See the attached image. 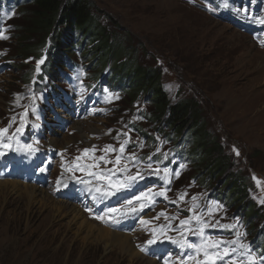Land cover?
Here are the masks:
<instances>
[{"label": "rangeland", "instance_id": "rangeland-1", "mask_svg": "<svg viewBox=\"0 0 264 264\" xmlns=\"http://www.w3.org/2000/svg\"><path fill=\"white\" fill-rule=\"evenodd\" d=\"M90 1L100 11L99 21L122 40L125 49L135 50L139 64L160 68L161 85L171 104L182 98L199 101L205 127L230 155L233 165L227 172L236 175L243 185L244 197L240 199L238 186L226 187L231 177L214 172L211 162L217 155H212L208 163L200 162L190 133L179 139L162 127L163 122L161 125L153 120L152 106L143 95L125 101L130 89L113 62L100 64L96 60L87 65L91 58L87 60L84 50L75 44L67 52L71 60L65 66L54 65L56 73L50 76L44 72L49 37L37 50L22 53V44L36 45L39 38L23 32L29 24L28 8L33 4L22 9L18 0H0V129H7L0 135V145H11L10 150L0 147L5 153L0 156V181L14 179L46 191L51 188L55 198L76 205L96 223L103 222L95 216L106 208H119L148 188L166 191L167 198L156 196L142 212L117 216L113 224L125 225L126 229H112L129 235L133 244V232L137 231L134 222L146 218L147 223L139 221L146 233L137 235L135 249L159 264H165V258L168 264H178L176 257L181 251L166 236L178 238L176 226L192 215L188 209L193 207L191 197L196 196L197 205L211 206V223L229 225L238 221L236 230L246 233L240 242L250 244L258 257L264 255V130L255 135L253 129L259 126L258 121L264 122V24L259 23L264 19V0ZM37 61H42L39 71ZM74 124L88 125L86 139L77 138ZM17 128L22 131L13 135ZM67 130L74 136L61 142V148L49 143L52 137H64ZM27 144L38 150L29 155L24 150ZM121 145L125 146L123 153ZM84 149L92 151L85 153ZM131 154L139 158L138 163L128 161ZM117 155H121V165L129 163L127 173L116 174L118 179L138 170L145 179L110 199L93 200L95 193L89 189L97 181L88 173L111 169V163L99 158L115 161ZM44 161H50V167L46 168ZM157 161L161 170L170 169V183L164 182L162 171L159 176L151 174L148 163L155 168ZM41 168L45 170L41 172ZM64 176L71 184L61 181ZM58 179L60 185L56 186ZM183 193L187 195L178 199ZM14 197L8 195L1 206L0 194V264H103L106 252L91 245L77 261L84 249L60 244L56 230L40 213L16 207L12 204ZM213 202L222 208L216 211ZM139 206L135 202L132 205ZM252 206L259 211L253 213ZM203 215L207 218V212ZM169 217H174L170 221L173 229L161 233L159 226L167 225ZM68 218L61 217L59 222L65 223ZM191 226L196 228L194 223ZM205 232L214 239L236 238L233 232L221 228H206ZM154 233L158 242L148 245ZM185 236L190 242H199L197 236Z\"/></svg>", "mask_w": 264, "mask_h": 264}, {"label": "trees", "instance_id": "trees-1", "mask_svg": "<svg viewBox=\"0 0 264 264\" xmlns=\"http://www.w3.org/2000/svg\"><path fill=\"white\" fill-rule=\"evenodd\" d=\"M18 2L22 9L33 4L28 8L29 24L23 32L39 38L34 47H25L22 44L20 47L22 53L37 50L44 38L49 37L51 45L45 52V62L48 61L46 73L50 76L56 73L55 69L60 67L59 65L65 66V62H61L62 59L71 60L67 52L75 44V47L84 50L83 55L86 59L91 58L87 59L88 64L96 60L100 64L101 61L113 62L114 67L125 77L126 88L130 89L125 101L143 95L152 106L153 120L160 121L161 125L163 122L162 127L170 129L169 133L174 132L179 139L184 133H190L195 139L193 149L197 151L196 155L200 162L208 163L212 155H217L211 162L215 167L214 172L221 176L226 173L231 177L226 187L238 186L240 199L244 197L243 185L235 178L236 175L227 172V168L230 169L233 165L230 155L223 152L222 145L205 127L202 105L199 101L194 98H182L171 104L161 85L160 68L139 64L134 55L135 50L129 52L125 49L122 40L116 38L107 25L99 21L100 11L90 0H18ZM107 18L108 26L112 27L111 18L108 16ZM76 39L79 40L75 41ZM247 181L246 179V183ZM252 207L253 213L259 211ZM263 229L264 223L262 231Z\"/></svg>", "mask_w": 264, "mask_h": 264}, {"label": "snow or ice", "instance_id": "snow-or-ice-1", "mask_svg": "<svg viewBox=\"0 0 264 264\" xmlns=\"http://www.w3.org/2000/svg\"><path fill=\"white\" fill-rule=\"evenodd\" d=\"M259 23L264 24V19L259 20ZM42 61H37V71H39V65ZM105 92H108V89H105ZM83 99V97H81ZM7 129H0V135H3ZM22 131V128H17L16 135ZM38 143V142H37ZM3 149H11L10 144L0 145ZM110 148L111 146H106ZM125 146L121 145L120 152L123 153ZM24 150L29 154L35 153L38 149L34 147L32 144H27L24 146ZM113 151L115 149H112ZM89 149H84V152L87 153ZM239 153L237 152V155ZM5 155L3 151H0V156ZM79 159V158H77ZM105 163H111V169H105L101 172L90 171L88 175L94 177L97 181L93 188H90V192H94L93 200H107L113 196H116L118 193L122 191H126L130 189L133 184L138 180L145 179V176L141 174L138 170L134 175H124L122 179L117 178V173H127L129 168V163L126 162L121 165V155H117L115 161H107L105 157L101 156L99 158ZM165 159H167V154H165ZM151 160V158H150ZM128 161L132 163H138L139 158L135 154H131L128 157ZM160 161L156 162V167L153 168L151 162L148 163V168L151 170V174H155L157 176L161 175V171L165 177V183L168 184L171 181L167 179L170 169L164 167L162 170L160 168ZM184 165H180V168H183ZM45 169L41 168L40 171L43 172ZM77 170L83 171V168H78ZM180 175V171L177 169L175 171V176L178 177ZM78 182L88 184V181L81 180L76 178ZM60 183L58 179V184ZM187 193L181 194L178 199H183ZM156 196H165L166 191L153 192L152 188H148L145 191L140 192L138 195L133 196L132 199L126 200L125 204L121 207H108L99 215H96L95 218L101 220L105 223H115L117 216H125L129 214H136L142 212L143 209L154 202ZM193 201V207L189 208L188 211L192 213V215L188 219H183L179 221V225L176 226V231L178 232V238H174L172 236H166V239L176 245L180 251L181 255L176 257L178 264H264V255L257 256L255 250H253L250 244H245L240 242V238L246 233H241L237 231V224H229V225H221L219 221L215 223H211V217L213 216V210L209 204L197 205V197H191ZM138 203L139 207H132L133 203ZM173 203H175L173 201ZM216 203V211H219L222 208V205ZM199 208V211L197 210ZM91 212V209H88ZM204 212H207V218L203 215ZM161 215H165L161 213ZM169 223L167 225L159 226V231L164 233L165 230H172L173 225L171 224V219L174 217H169ZM142 224L147 223V221L141 220ZM196 225V228H193L192 224ZM221 228L224 230H228L229 232H233L235 234V239L233 240H222V239H214L212 236L208 235L205 232L206 228ZM198 229V231H197ZM182 230V231H181ZM185 233L194 235L198 237V243L190 242L186 239ZM158 241L154 238L152 240L147 241L148 245L157 243ZM163 242V241H159ZM141 250H145L144 247H141ZM191 250V251H186ZM172 254L169 253V256ZM165 264H168V259L165 258Z\"/></svg>", "mask_w": 264, "mask_h": 264}, {"label": "bare ground", "instance_id": "bare-ground-1", "mask_svg": "<svg viewBox=\"0 0 264 264\" xmlns=\"http://www.w3.org/2000/svg\"><path fill=\"white\" fill-rule=\"evenodd\" d=\"M259 52L262 53L263 51ZM259 75H262V73ZM253 101H251V103H253ZM71 107L75 109V106L71 105ZM85 122L88 121H84L83 123ZM258 125V127L253 128L255 135H260V131L264 130V122L258 121ZM73 127L78 130V139L81 140L88 137L86 132L87 130H90L88 125L78 126L74 124ZM70 130L73 131L72 128H70ZM68 131L69 130L64 133V137L61 136L63 138L62 140H60L61 137L59 140L52 137L50 138L49 143H52V145L56 148L57 146L60 147L59 144L61 142L67 141L68 137L71 139L74 136L72 135L74 131L73 133ZM91 151L92 149H89L88 153ZM43 164L46 168H48L50 167L51 162L44 161ZM56 169L57 166L54 167L53 172H55ZM64 180H67L68 184H71L67 176H64L61 179V181ZM55 184L56 186L60 185V183L58 184V180H56ZM50 189L51 188H48L47 192L46 190L40 189L36 185L22 183L21 181L14 179L1 180V206H4L7 202L8 195L15 194L16 197L12 200V204L14 203L16 207L24 209L27 213L31 211H38L42 218L49 223L50 227H53L54 230H56L60 244H63L64 246L67 244L68 246L71 245L72 249H75L77 246H80L81 250L84 249V251L80 252L77 261L80 260L81 255L87 250L88 245H91L95 247H102L106 252L103 264H159L155 260L143 256L142 252L135 249L138 248L137 235L142 232L146 233V231L142 229V225L139 221L141 219L148 222L146 218L140 217L139 220L134 222L135 229H137V231L133 232L135 242L132 244L130 242L129 235L112 230L118 228L126 229L125 225L124 227H121L119 225H114L113 223L99 221L96 223L94 220L87 218L76 205L68 201L55 198ZM65 216L69 217L68 221L60 223L59 219L61 217L64 218ZM149 238L151 237L149 236Z\"/></svg>", "mask_w": 264, "mask_h": 264}]
</instances>
